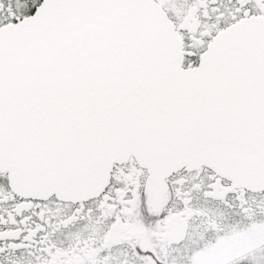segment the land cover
Segmentation results:
<instances>
[{
  "label": "snow or ice",
  "instance_id": "snow-or-ice-1",
  "mask_svg": "<svg viewBox=\"0 0 264 264\" xmlns=\"http://www.w3.org/2000/svg\"><path fill=\"white\" fill-rule=\"evenodd\" d=\"M0 264H264V0H0Z\"/></svg>",
  "mask_w": 264,
  "mask_h": 264
}]
</instances>
